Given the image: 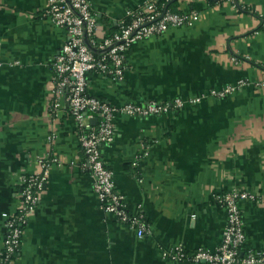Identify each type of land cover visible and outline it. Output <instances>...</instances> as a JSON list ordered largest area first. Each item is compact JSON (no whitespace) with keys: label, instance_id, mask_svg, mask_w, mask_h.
I'll use <instances>...</instances> for the list:
<instances>
[{"label":"crops","instance_id":"1","mask_svg":"<svg viewBox=\"0 0 264 264\" xmlns=\"http://www.w3.org/2000/svg\"><path fill=\"white\" fill-rule=\"evenodd\" d=\"M91 1L105 37L144 0ZM47 4L0 0V250L21 175L50 155L57 161L16 264H205L162 252L216 250L227 214L213 193L233 189L257 195L241 202V253L264 252V0H177L173 11H197L186 26L134 46L121 80L92 74L89 92L115 105L186 100L146 117L118 113L115 138L102 146L128 209L145 216L142 238L100 208L64 96L62 110H52V62L67 32L52 24ZM240 79L225 98L209 94Z\"/></svg>","mask_w":264,"mask_h":264},{"label":"built area","instance_id":"2","mask_svg":"<svg viewBox=\"0 0 264 264\" xmlns=\"http://www.w3.org/2000/svg\"><path fill=\"white\" fill-rule=\"evenodd\" d=\"M46 11L52 24L67 32L52 62L54 89L58 95V100L52 103V110L55 114L62 110L60 97L64 96L68 113L76 120L80 130L85 166L94 179L100 208L134 229L142 238L148 229L145 216L143 213L132 214L128 209L125 196L117 189L113 172L103 158L102 146L115 138L114 120L118 113L146 117L177 110L186 100L177 97L164 102L153 100L147 104L129 102L115 105L89 92L91 76L96 73L107 79L121 80L127 68L128 53L134 46L162 35L170 28L186 26L197 11L176 12L168 9L165 3L160 4L159 0H144L128 8L126 16L117 23L118 29L105 37L97 34L98 19L91 0H48ZM245 83L240 79L223 89H211L209 94L225 98ZM258 85L264 86V81L258 82ZM203 97L191 98L190 102H200ZM95 118L97 121L93 123ZM56 161V158L46 155L38 161L37 171L21 175L17 206L6 214L0 264H16L25 227L40 202L50 176V166ZM256 196L247 190L237 189L214 192V201L227 214L223 238L217 249L199 248L190 254L183 244H177L163 251L162 255L177 262L191 259L205 264H264V252L241 253L245 241L241 202Z\"/></svg>","mask_w":264,"mask_h":264},{"label":"trees","instance_id":"3","mask_svg":"<svg viewBox=\"0 0 264 264\" xmlns=\"http://www.w3.org/2000/svg\"><path fill=\"white\" fill-rule=\"evenodd\" d=\"M210 3H214L216 1H220V0H208ZM177 2V0H159V3L160 4H163L165 3V6L168 8V9H171L173 10L172 6ZM176 12H179V11H176ZM116 30L118 29V27L116 26L115 28ZM115 30V31H116Z\"/></svg>","mask_w":264,"mask_h":264},{"label":"water","instance_id":"4","mask_svg":"<svg viewBox=\"0 0 264 264\" xmlns=\"http://www.w3.org/2000/svg\"><path fill=\"white\" fill-rule=\"evenodd\" d=\"M96 121H97V118L93 119V123H96Z\"/></svg>","mask_w":264,"mask_h":264}]
</instances>
